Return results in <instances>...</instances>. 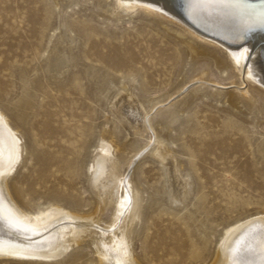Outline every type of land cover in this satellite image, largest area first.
I'll return each mask as SVG.
<instances>
[{
  "label": "rangeland",
  "instance_id": "obj_1",
  "mask_svg": "<svg viewBox=\"0 0 264 264\" xmlns=\"http://www.w3.org/2000/svg\"><path fill=\"white\" fill-rule=\"evenodd\" d=\"M116 2L0 0V109L26 147L7 179L8 188L32 212L54 201L89 210L93 196L86 163L102 130L112 128V122L105 123V98L133 75L135 98L169 95L147 118L160 119L169 102L181 101L178 120L161 135L193 180L188 202L170 207L162 195L164 167L146 152L135 160L132 176L157 200L145 208L133 255L141 264H209L227 227L264 211V163L254 148L264 137V91L255 82L245 83L220 47L187 33L176 35L173 30L182 26L156 10L113 13ZM61 20L72 30L73 57L61 73L48 72L43 55ZM187 42L204 54L193 55ZM214 58L226 63L224 72ZM22 79L31 100L17 118L11 103L21 97ZM121 106L122 112L129 111L127 102ZM223 129L249 144L261 171L205 170L202 143ZM202 130L209 135L203 138ZM114 136L118 143L134 137L126 124H119ZM149 138L148 129L138 137L145 146ZM0 264H96V257L86 241L56 261L1 257Z\"/></svg>",
  "mask_w": 264,
  "mask_h": 264
},
{
  "label": "bare ground",
  "instance_id": "obj_2",
  "mask_svg": "<svg viewBox=\"0 0 264 264\" xmlns=\"http://www.w3.org/2000/svg\"><path fill=\"white\" fill-rule=\"evenodd\" d=\"M182 5L185 16L177 9L176 0H117L111 12L143 7L163 13L182 26L181 31L173 30L176 35L187 33L192 39H202L220 47L244 82H255L264 91V30L247 31L253 24H264V1L205 0L196 3L182 0ZM194 25L221 41L203 34ZM56 30L43 61L47 64L46 71L61 73L73 57L70 51L74 38L63 20ZM187 46L193 55L204 54L190 42ZM214 61L224 72L226 63L216 58ZM203 74L201 70L198 78ZM134 82L133 75L127 76L105 98V123L112 122V128L102 130L86 163V184L93 196V205L87 211L69 209L54 201L32 212L17 203L7 179L24 158L26 147L21 132L9 125L8 117L0 109V258L56 261L87 241L94 251L96 264H141L133 255L132 242L145 208L157 199L132 176L135 160L146 152L164 167L162 195L170 207L188 202L193 180L171 142L161 135L178 120L181 101L169 102L160 119L147 118L148 112L169 95L135 98ZM26 84L22 79L21 97L11 103L17 118L20 110L30 104L31 95ZM229 95L233 102H238L233 94ZM122 101L128 103V112H122ZM119 124H126L132 130L134 137L128 142L116 141L114 134ZM146 129L150 131L148 146L138 139ZM201 133L203 138L209 135L205 130ZM212 136L211 142L202 143L204 153L214 157L210 160L204 154L205 170H260L252 151L248 150L249 144L243 143L236 133L223 129L213 132ZM254 148L260 162L264 163V137L257 139ZM106 210L107 216L103 219ZM209 264H264V211L260 216L236 221L227 227L215 245Z\"/></svg>",
  "mask_w": 264,
  "mask_h": 264
},
{
  "label": "water",
  "instance_id": "obj_3",
  "mask_svg": "<svg viewBox=\"0 0 264 264\" xmlns=\"http://www.w3.org/2000/svg\"><path fill=\"white\" fill-rule=\"evenodd\" d=\"M177 1V9L184 15L185 13H184V10H183V5H182V0H176ZM245 1H248V2H251V3H257V2H263L264 0H245ZM186 15V14H185ZM184 15V16H185ZM188 21V20H187ZM190 21V20H189ZM188 23V22H187ZM191 26H193L192 24H190ZM194 27H195V29H197L198 31H200V32H202L203 34H205V35H207V36H209V37H213V38H215V39H217V40H220L221 41V39L219 38V37H217V36H215V35H213V34H211V33H209V32H207V31H205V30H203L202 28H199V27H197V26H195L194 25ZM262 28V30H264V24H253V26H252V28H248L247 29V31H249V32H251V30L252 29H255V31L257 32V31H259L260 29ZM245 42V41H244ZM243 42V43H244ZM242 43V44H243ZM234 45H236V44H234ZM238 45V44H237Z\"/></svg>",
  "mask_w": 264,
  "mask_h": 264
},
{
  "label": "snow or ice",
  "instance_id": "obj_4",
  "mask_svg": "<svg viewBox=\"0 0 264 264\" xmlns=\"http://www.w3.org/2000/svg\"><path fill=\"white\" fill-rule=\"evenodd\" d=\"M194 2H196V3H203V2H205V0H194Z\"/></svg>",
  "mask_w": 264,
  "mask_h": 264
}]
</instances>
